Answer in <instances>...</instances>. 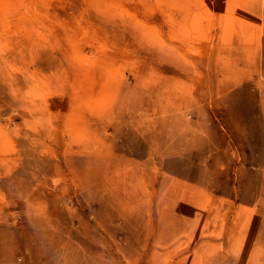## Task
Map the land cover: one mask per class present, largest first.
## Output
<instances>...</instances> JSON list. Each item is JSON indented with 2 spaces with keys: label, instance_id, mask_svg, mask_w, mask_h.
<instances>
[{
  "label": "rangeland",
  "instance_id": "374dc122",
  "mask_svg": "<svg viewBox=\"0 0 264 264\" xmlns=\"http://www.w3.org/2000/svg\"><path fill=\"white\" fill-rule=\"evenodd\" d=\"M0 264H264V0H0Z\"/></svg>",
  "mask_w": 264,
  "mask_h": 264
}]
</instances>
